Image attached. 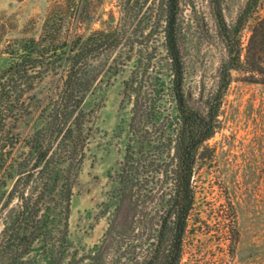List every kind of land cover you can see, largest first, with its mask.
Returning a JSON list of instances; mask_svg holds the SVG:
<instances>
[{
	"label": "trees",
	"instance_id": "16d2710c",
	"mask_svg": "<svg viewBox=\"0 0 264 264\" xmlns=\"http://www.w3.org/2000/svg\"><path fill=\"white\" fill-rule=\"evenodd\" d=\"M262 1L248 0L233 25L221 9L216 20L228 63H244L264 83V16L251 27L246 47L242 41ZM166 6L168 81L149 66L138 67L124 81L130 137L117 170L118 205L94 257L107 249L122 250L133 264H180L182 258L196 199L197 154L216 132L230 65L204 108L191 106L179 44V0H166ZM95 33L105 38L90 44L73 27L65 33L62 25L48 24L38 38L9 45V65L0 76V264H82L69 239L71 201L97 132L84 102L95 87L94 58L115 48L118 39L115 31ZM49 74L60 81L59 91L42 108L45 125L23 138L18 122L31 112L30 93ZM8 179L12 187L2 193Z\"/></svg>",
	"mask_w": 264,
	"mask_h": 264
},
{
	"label": "rangeland",
	"instance_id": "374dc122",
	"mask_svg": "<svg viewBox=\"0 0 264 264\" xmlns=\"http://www.w3.org/2000/svg\"><path fill=\"white\" fill-rule=\"evenodd\" d=\"M247 1L179 0V44L191 106L204 108L206 98L219 89L224 66L230 65L216 11L221 9L233 25ZM166 16V0H0V76L9 65V45L38 38L48 24L62 25L65 33L73 27L90 44L104 40L97 30L118 34L116 47L94 58L90 72L95 87L84 102L97 132L71 201L69 239L72 250L83 256L82 264H133L122 250L103 249L97 257L94 252L118 205L117 170L130 137L131 105L123 102L124 81L141 66L162 71L168 81ZM263 16L264 1L243 29L244 47L251 27ZM229 77L216 132L198 150L196 199L180 264H264V83L244 63L231 64ZM59 84L52 74L37 83L30 93L31 112L16 128L21 137L45 125L42 108ZM12 183L8 179L2 193Z\"/></svg>",
	"mask_w": 264,
	"mask_h": 264
}]
</instances>
